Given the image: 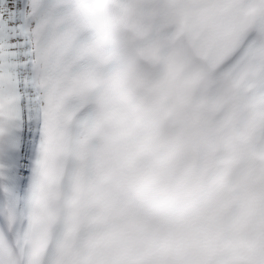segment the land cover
<instances>
[{
    "label": "snow or ice",
    "instance_id": "snow-or-ice-1",
    "mask_svg": "<svg viewBox=\"0 0 264 264\" xmlns=\"http://www.w3.org/2000/svg\"><path fill=\"white\" fill-rule=\"evenodd\" d=\"M0 264H264V0H0Z\"/></svg>",
    "mask_w": 264,
    "mask_h": 264
}]
</instances>
